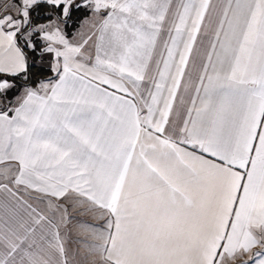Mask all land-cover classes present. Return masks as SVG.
<instances>
[{"label":"snow or ice","instance_id":"snow-or-ice-1","mask_svg":"<svg viewBox=\"0 0 264 264\" xmlns=\"http://www.w3.org/2000/svg\"><path fill=\"white\" fill-rule=\"evenodd\" d=\"M0 264H264V0H0Z\"/></svg>","mask_w":264,"mask_h":264},{"label":"rangeland","instance_id":"rangeland-1","mask_svg":"<svg viewBox=\"0 0 264 264\" xmlns=\"http://www.w3.org/2000/svg\"><path fill=\"white\" fill-rule=\"evenodd\" d=\"M71 33L73 34L74 31H72ZM20 195L23 196L25 199H28L29 202L30 203H33L34 206H37V201L34 199V197L36 195H32L31 193L30 194H24L23 192H21ZM38 206L41 207V208H44L45 207V205H43V204H39ZM71 215H74V214H71ZM74 216H77L78 219L85 220V217L84 216H82L81 218L77 214H75ZM86 221L88 223H90L88 220H86ZM90 224H93V223L91 222ZM70 227L72 228V232H71L72 240L71 241H72L73 244H75V239H76V235H77V230L75 229V221H73V224L70 225ZM70 247L72 249H78L76 246L73 247V246L70 245Z\"/></svg>","mask_w":264,"mask_h":264},{"label":"crops","instance_id":"crops-1","mask_svg":"<svg viewBox=\"0 0 264 264\" xmlns=\"http://www.w3.org/2000/svg\"><path fill=\"white\" fill-rule=\"evenodd\" d=\"M76 29H77V27L73 30L74 32L76 31ZM72 36H73V34L71 33V34H69V38L71 39L72 38ZM73 42H76L75 40H73ZM32 195H37L36 193H31ZM71 214H77V213H71ZM78 215V214H77ZM85 217V220H88L90 223L92 222L93 223V225H96V224H101L102 223V221H100V220H98V219H95L93 216H91V215H87V216H84ZM81 218V217H80ZM74 228V227H73ZM70 245L71 246H76L77 248H79L80 247V245H78L77 243H75V244H73L72 243V241H70Z\"/></svg>","mask_w":264,"mask_h":264},{"label":"trees","instance_id":"trees-1","mask_svg":"<svg viewBox=\"0 0 264 264\" xmlns=\"http://www.w3.org/2000/svg\"><path fill=\"white\" fill-rule=\"evenodd\" d=\"M86 15V13L84 12H78V13H75L74 16H73V19H76L77 16L83 18L84 16ZM43 22V21H41ZM77 26L74 25L73 27L69 28L68 29V35L71 34V32L76 28Z\"/></svg>","mask_w":264,"mask_h":264}]
</instances>
